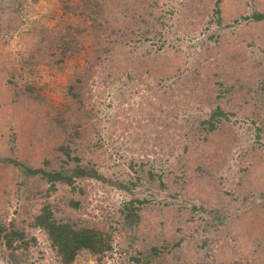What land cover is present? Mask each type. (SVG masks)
I'll return each mask as SVG.
<instances>
[{
  "label": "rangeland",
  "instance_id": "1",
  "mask_svg": "<svg viewBox=\"0 0 264 264\" xmlns=\"http://www.w3.org/2000/svg\"><path fill=\"white\" fill-rule=\"evenodd\" d=\"M76 1L0 0V222L14 223L26 242L36 241L12 253L1 245L0 264H63L43 229L33 225L42 206L60 221L104 227L111 235L107 264H264V21L250 16L264 11V0H220V23L210 8L201 6L199 16L189 12L191 0H156L149 8L152 21H133L130 11L153 0H96L102 14L111 10L107 20L113 24L127 13L128 36L110 34L118 43L96 69L115 72L97 82L93 75L87 87L92 116L87 123L81 119L89 138L83 161L104 179L76 178L68 185L27 175L11 161L47 170L62 166L58 147L64 135L56 117L67 105L69 78L84 61L80 52L63 63L54 46L64 4ZM204 59L208 86L195 98L177 97L187 70ZM137 66L142 77L128 78ZM218 82L227 87L219 99ZM156 93L162 94V108ZM218 103L227 112L222 134L216 133L221 142L199 164L182 165L179 146L168 153L149 144L138 149L140 141L129 137L141 128L148 132L147 112L159 115L161 109L170 123H184ZM181 135L173 134L177 140ZM150 172L155 184L144 177ZM138 175L129 191L117 185ZM130 199L145 200L125 216ZM155 245L159 253L152 252ZM95 262L83 250L71 264Z\"/></svg>",
  "mask_w": 264,
  "mask_h": 264
},
{
  "label": "trees",
  "instance_id": "2",
  "mask_svg": "<svg viewBox=\"0 0 264 264\" xmlns=\"http://www.w3.org/2000/svg\"><path fill=\"white\" fill-rule=\"evenodd\" d=\"M95 1L96 0H78L76 2H71L70 4L65 3L62 17L58 22L60 27L57 29V41L54 48L61 56V62L65 63L66 59L64 60L63 57L76 56L80 52L83 56L82 60L84 61L82 66L74 71V75L71 79L69 78L68 84L65 87L68 102L65 110L61 112L62 114L56 117L57 126L61 128V134L64 135L60 142V146L58 147V151L64 158L62 166L47 170L33 166L26 167V165L20 161H11L15 165L24 169L27 172V175L41 174L43 180L49 183L63 182L72 185L76 178L104 179L102 173H100L90 161H83L84 153L89 148V138L87 137L88 132L83 127L81 119L83 118L87 123L92 116V109L87 107V99H90L91 97L90 87L88 90L87 87L89 81L93 78V75L95 74V77L97 76V82L101 78L106 79L112 76L115 72H107L103 69L105 73L100 74L96 69L103 58H109L108 56L111 53L112 43H118L117 39H110V34L111 36L118 35L125 39L128 36V32L125 27V16L127 13L117 15L116 18H114L116 23L113 24L107 20L111 14V10H108L110 12L104 11L105 15L102 14L100 9L101 4H98ZM211 1L212 0H191L192 3L188 6V11H195L196 14L194 15L199 16L202 11L205 12L201 6L210 8V10L217 15V22H219L221 12L220 0H215L213 6L211 5ZM194 2L200 5H195ZM156 4V0L151 1L148 5L141 2V7H134V11H130L132 13L130 16L131 19L136 21L142 16L143 20L146 19V21H152L154 14L151 13L149 8L156 6ZM139 9L140 11L137 12ZM147 9L149 11H147ZM250 16L255 22L264 21V11L255 10ZM106 20L110 25L105 24ZM121 22H123L124 25H121ZM85 40L86 42L88 40L92 41L89 43V46L84 47V51L80 49L76 50V47ZM73 47L75 48L73 49ZM134 60H140V57L136 56ZM205 62L206 59H204V62L195 64L193 68L195 70L197 69L195 74V70H187L185 78H187L188 81L183 88L178 90V94H176L177 97L188 99L190 98L188 96H192V98H195L194 95L200 93L199 89L208 86L204 81L207 76V73L205 72L207 66H204ZM141 71V67L137 66L133 71L135 75L128 72V78L142 77ZM200 81L203 82L200 83L198 88L196 87V84ZM217 84L219 85L220 96L217 94L219 99L222 92L224 90L227 91V87H223L224 85L222 82H218ZM197 90H199V92ZM155 96V98L159 100L158 108H162L164 102L161 100L163 99L162 94L159 95L156 93ZM150 97L146 95L144 96V99L147 104H150L151 107H153L154 102ZM156 102L158 103V101ZM159 110L161 112L159 115L147 112V116H150L148 117L150 119L149 121L152 124L148 132H146L144 128H141L143 132L139 131V133H135V135H129L132 142L135 143L136 141H140V144L137 145L138 149H143L144 145L149 144V146L152 145L154 148L160 147L163 150H165L164 148H167L168 151L165 150L164 153H168L174 149L177 150L179 146V148H181L179 150L180 156H182L180 158L181 164L186 166H188L190 162L196 164L201 163L204 159L208 158L207 154L212 150V147L217 149L216 147L221 142L220 138L224 129L221 125L224 123L227 113L222 104L218 103L216 106H212L210 111L205 115L195 119H186L184 123H177L175 121L170 123L168 121L170 114L165 113V111L161 109ZM170 130H172V132ZM217 132L221 134L218 136L216 134ZM180 133H182L180 139H175L173 134ZM183 139L185 141H183ZM226 148V146H223L221 147V150L224 151ZM5 160L8 161V159L4 157V161ZM210 164L209 168L211 169L213 168V163ZM181 170L185 173V169L183 170V168H181ZM141 177L142 176L138 175L136 181H130L128 184L125 181L120 180L117 182V185L120 188L129 191L131 187H134L137 184ZM144 177L148 183L155 184V178L151 172ZM159 182L160 186L165 185V183L162 182L161 177H159ZM144 200L145 199H130L127 201L125 203V209L130 211H127L125 216L133 214L135 209L134 203H140ZM70 202L73 204L74 208L80 207L78 200H71ZM213 211L216 214L219 213L217 208ZM33 225L43 229L46 233L52 247L59 256L61 263L71 264L80 251L87 250L95 256V264H107L104 255L111 249V235L104 229V227H94L90 225L77 226L71 221H60L53 216L52 210L47 206H42L38 214L34 216ZM24 232L25 231L22 228L16 227L14 223L6 224L0 222V246H5V248L12 253L14 250L21 247H28L30 243L35 244L36 241H34L35 238L33 237L30 241L28 240V242H26ZM151 249L153 253L160 252L156 245L151 247ZM148 260L149 258L144 262H147ZM141 262L143 263V261Z\"/></svg>",
  "mask_w": 264,
  "mask_h": 264
}]
</instances>
